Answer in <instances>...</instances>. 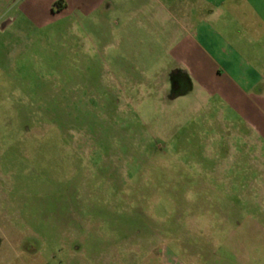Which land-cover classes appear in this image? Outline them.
I'll return each instance as SVG.
<instances>
[{
    "label": "rangeland",
    "instance_id": "rangeland-1",
    "mask_svg": "<svg viewBox=\"0 0 264 264\" xmlns=\"http://www.w3.org/2000/svg\"><path fill=\"white\" fill-rule=\"evenodd\" d=\"M93 22L0 31V264H264V162L234 116L164 96L152 39L93 45Z\"/></svg>",
    "mask_w": 264,
    "mask_h": 264
},
{
    "label": "crops",
    "instance_id": "crops-1",
    "mask_svg": "<svg viewBox=\"0 0 264 264\" xmlns=\"http://www.w3.org/2000/svg\"><path fill=\"white\" fill-rule=\"evenodd\" d=\"M16 18L34 29L91 18V43L100 46L150 37L136 45L163 53L170 71L160 83L179 75L175 97L221 102L235 118V140L264 162V0H0V26Z\"/></svg>",
    "mask_w": 264,
    "mask_h": 264
},
{
    "label": "flooded vegetation",
    "instance_id": "flooded-vegetation-1",
    "mask_svg": "<svg viewBox=\"0 0 264 264\" xmlns=\"http://www.w3.org/2000/svg\"><path fill=\"white\" fill-rule=\"evenodd\" d=\"M168 86L170 93L172 91H174V93H178L183 89L184 84L182 83V80L179 77V75H172L170 77V84ZM0 243H1V239H0Z\"/></svg>",
    "mask_w": 264,
    "mask_h": 264
},
{
    "label": "water",
    "instance_id": "water-1",
    "mask_svg": "<svg viewBox=\"0 0 264 264\" xmlns=\"http://www.w3.org/2000/svg\"><path fill=\"white\" fill-rule=\"evenodd\" d=\"M8 23V21H5L4 23H2V25L0 26L1 28L3 27V26H5L6 24ZM173 93H174V91H172ZM172 92H171V94H172ZM173 96V95H172Z\"/></svg>",
    "mask_w": 264,
    "mask_h": 264
}]
</instances>
